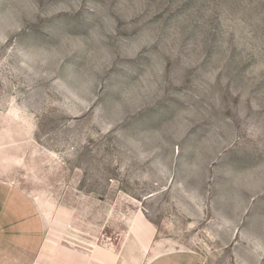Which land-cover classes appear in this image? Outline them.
<instances>
[{
  "label": "rangeland",
  "instance_id": "obj_1",
  "mask_svg": "<svg viewBox=\"0 0 264 264\" xmlns=\"http://www.w3.org/2000/svg\"><path fill=\"white\" fill-rule=\"evenodd\" d=\"M264 264V0H0V264Z\"/></svg>",
  "mask_w": 264,
  "mask_h": 264
},
{
  "label": "crops",
  "instance_id": "obj_2",
  "mask_svg": "<svg viewBox=\"0 0 264 264\" xmlns=\"http://www.w3.org/2000/svg\"><path fill=\"white\" fill-rule=\"evenodd\" d=\"M109 256L102 255L101 257L98 255H90L89 258H85V260H79L77 258H73V255H65L61 260V264H113Z\"/></svg>",
  "mask_w": 264,
  "mask_h": 264
}]
</instances>
